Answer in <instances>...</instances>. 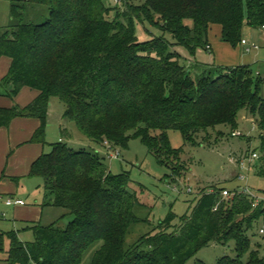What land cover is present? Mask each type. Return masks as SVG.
Instances as JSON below:
<instances>
[{
  "label": "trees",
  "instance_id": "1",
  "mask_svg": "<svg viewBox=\"0 0 264 264\" xmlns=\"http://www.w3.org/2000/svg\"><path fill=\"white\" fill-rule=\"evenodd\" d=\"M42 6L49 11L45 21L27 20L30 7ZM11 17L0 32V59H11L0 79V95L15 99L25 87L38 95L23 107L0 106V131L18 117L36 118L40 125L31 142L44 145L51 98L58 97L67 106L64 117L96 147H70L63 138L72 135L63 126L52 151L32 163L29 175L42 177L50 195L43 206L66 208L74 219L66 228L59 221H30L33 241L22 240L14 230L0 231V251L5 238L10 240L7 264H82L97 241L103 245L91 264H185L209 243L232 240L237 257L226 255L217 264H264L260 251L251 250L248 235L264 215V203L255 206L250 194L239 191L224 196L220 186L203 190L179 225L170 211L129 245L131 226L149 218L136 212L144 204L129 173L114 174L99 148L108 151L105 141L114 149L141 138L161 164L182 177L188 166L169 131L180 130L186 142L196 143L219 125L237 130L246 109L258 115L260 146L253 152L259 153L264 176V78L248 65L197 64L192 69L172 50L175 44L193 53L208 48L216 24L225 42L242 44L245 20L264 28V0H145L137 5L125 0L116 7L105 0H11ZM137 21L171 33L174 41L162 36L141 41Z\"/></svg>",
  "mask_w": 264,
  "mask_h": 264
},
{
  "label": "rangeland",
  "instance_id": "2",
  "mask_svg": "<svg viewBox=\"0 0 264 264\" xmlns=\"http://www.w3.org/2000/svg\"><path fill=\"white\" fill-rule=\"evenodd\" d=\"M134 4H142L145 0H131ZM108 6L116 7L115 0H105ZM122 8V7H121ZM27 20L41 23L48 18L49 11L46 7L29 8ZM11 0H0V32L11 23ZM192 24V21H189ZM137 34L141 41L151 40L155 37H165L173 42V35L164 32L158 26L148 21H137ZM243 38L248 45L239 44L234 47L222 39L221 25H213L209 33V43L212 42L214 52L203 46L193 53L183 45H173L172 50L181 55V63L194 68L197 64L216 66L248 65L253 68L258 76L264 78V28L252 27L245 20ZM255 45L258 48H255ZM253 47L249 52L247 47ZM11 59L4 56L0 59V78L5 77L9 71ZM260 94L264 98V82L261 84ZM38 91L25 87L19 95L13 99L7 95H0V101L11 107L15 104L26 106L36 96ZM66 104L58 97H52L48 115L46 130V143L39 144L42 152L52 151V144L61 138L60 122L71 133V137L63 138V141L75 150H91L95 144L88 139L78 128L77 124L64 117ZM258 115L243 109L239 114L238 129L243 135H233V129L229 125H219L216 129L199 137L198 142H186L180 130H170L169 137L174 148L181 149V158L188 166L186 174L182 177L174 176L173 171L159 162L158 158L150 152L149 147L141 138L133 137L128 146H119L116 150L108 152L99 147L103 155H107L106 163L114 174L129 173L132 179V188L144 204L136 207L139 216L149 218L148 222L133 224L127 236L129 245L135 243L142 234L152 231L161 220L165 219L170 211L177 214L176 224H180V218L189 213L192 206L203 190H211L214 186L224 187L232 195L235 191H249L258 198L257 206L264 203V176L259 174V161L252 157V152L260 146V130L256 120ZM220 131L223 135L220 136ZM119 153V157L114 155ZM108 153V154H107ZM10 154V153H9ZM10 157V156H9ZM12 157V156H11ZM16 165L18 175L9 181H14L16 195H11L5 190L0 194V231H17L24 241H33L35 236L28 226L32 225L31 219H25L24 214L37 206L40 208L50 199L46 192L44 179L40 176H30L32 162L28 163V157H12ZM29 168V169H28ZM28 170V171H27ZM244 177V179H243ZM191 189V191L189 190ZM15 196L26 201L27 205L16 207L7 205L6 199ZM230 196V195H229ZM14 197V198H15ZM42 209V208H41ZM28 212H25V211ZM25 212V213H24ZM66 208L57 206H43L41 222L49 225L59 221V226L66 228L74 219V215ZM40 218V217H39ZM39 221V220H38ZM264 215L255 221L249 229L251 238V250H259L260 257L264 258ZM103 241H97L86 252L82 264H91L96 251L101 248ZM10 240H4V250L0 251V264H7ZM237 257L236 242L228 244L211 242L201 248L185 264H217L224 256ZM250 252L243 256L248 262Z\"/></svg>",
  "mask_w": 264,
  "mask_h": 264
},
{
  "label": "crops",
  "instance_id": "3",
  "mask_svg": "<svg viewBox=\"0 0 264 264\" xmlns=\"http://www.w3.org/2000/svg\"><path fill=\"white\" fill-rule=\"evenodd\" d=\"M210 47L212 49L210 50L214 52L215 49L212 42H210ZM262 60L264 61V59ZM0 105L8 104L0 101ZM63 124L64 123L61 121V130ZM39 125V119L18 117L13 121L10 127H5L0 131V194L5 193L4 191L6 190L8 194L10 193L11 195H16L13 186L14 181H9V179L16 178L15 175H18L20 172H18L16 165L13 164L14 162L12 157H28V163L30 164L44 153V151L42 152L38 143L31 142V139ZM61 139L62 135L60 140ZM95 147L96 146L93 148ZM8 198L6 199V202ZM16 207H20V205ZM41 208L40 206H37L33 209H30L29 212L26 210L25 212L28 213L24 212L25 219H31L28 221H41V217L43 215V206ZM66 214H68V212H66Z\"/></svg>",
  "mask_w": 264,
  "mask_h": 264
},
{
  "label": "built area",
  "instance_id": "4",
  "mask_svg": "<svg viewBox=\"0 0 264 264\" xmlns=\"http://www.w3.org/2000/svg\"><path fill=\"white\" fill-rule=\"evenodd\" d=\"M116 1V4L117 5H123L124 3H125V0H115ZM131 1V0H130ZM249 44V42H248V40L247 39H243L242 40V45H248ZM255 48H258V46L257 45H255ZM208 49L210 50L211 49V47L210 46H208ZM247 51H251L252 49H253V47H250V46H248L247 48ZM233 135H235V136H241V135H243V133L241 132V131H239V130H235L234 132H233ZM105 145H107V149H108V152H112V151H114V150H116V149H112L111 148V145H110V143H109V141H105ZM108 154V153H107ZM114 157H119V153L117 152V154L116 155H114ZM252 157L253 158H255V159H258L259 158V153H256V152H252ZM243 179H244V177H243ZM190 191H191V189H189ZM240 192V191H239ZM240 193H246V194H250L254 199H255V206H257V201H258V198L256 197V196H254V195H252V193H250L249 191H241ZM223 195L224 196H231V194H230V191L228 190V189H225L224 191H223ZM27 203H26V201L25 200H23V199H20V198H14V197H11V198H8V200H7V205H9V206H24V205H26ZM260 232L261 233H264V228H262L261 230H260Z\"/></svg>",
  "mask_w": 264,
  "mask_h": 264
},
{
  "label": "water",
  "instance_id": "5",
  "mask_svg": "<svg viewBox=\"0 0 264 264\" xmlns=\"http://www.w3.org/2000/svg\"><path fill=\"white\" fill-rule=\"evenodd\" d=\"M13 87H14V86H13V84H12V85H11V89H13Z\"/></svg>",
  "mask_w": 264,
  "mask_h": 264
}]
</instances>
